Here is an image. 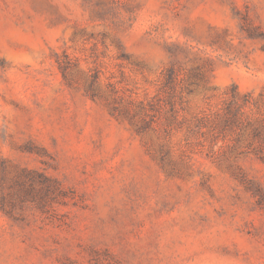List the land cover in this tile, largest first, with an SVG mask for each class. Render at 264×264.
I'll return each instance as SVG.
<instances>
[{
	"label": "rangeland",
	"instance_id": "obj_1",
	"mask_svg": "<svg viewBox=\"0 0 264 264\" xmlns=\"http://www.w3.org/2000/svg\"><path fill=\"white\" fill-rule=\"evenodd\" d=\"M0 264H264V0H0Z\"/></svg>",
	"mask_w": 264,
	"mask_h": 264
},
{
	"label": "trees",
	"instance_id": "obj_2",
	"mask_svg": "<svg viewBox=\"0 0 264 264\" xmlns=\"http://www.w3.org/2000/svg\"><path fill=\"white\" fill-rule=\"evenodd\" d=\"M170 81H169V83H173L175 80H174V75L172 74V76L170 77ZM176 82H174V84H175ZM170 86V85H169ZM175 86V85H174ZM171 87V86H170ZM171 98H172V96H171ZM174 113H175V108H174V106H173V104H172V107H171V114H170V117H169V124H170V122L172 121V119H174Z\"/></svg>",
	"mask_w": 264,
	"mask_h": 264
}]
</instances>
